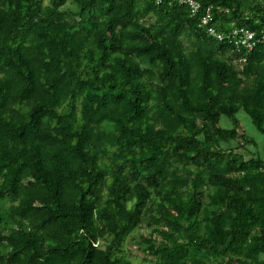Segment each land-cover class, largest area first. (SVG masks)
<instances>
[{"label": "trees", "instance_id": "trees-1", "mask_svg": "<svg viewBox=\"0 0 264 264\" xmlns=\"http://www.w3.org/2000/svg\"><path fill=\"white\" fill-rule=\"evenodd\" d=\"M239 112L264 0H0V264H264Z\"/></svg>", "mask_w": 264, "mask_h": 264}, {"label": "rangeland", "instance_id": "rangeland-1", "mask_svg": "<svg viewBox=\"0 0 264 264\" xmlns=\"http://www.w3.org/2000/svg\"><path fill=\"white\" fill-rule=\"evenodd\" d=\"M237 117L240 120L241 127L251 136L255 141V146L263 148L264 147V133L260 132L252 123L250 116L247 113L239 112ZM222 126H229L230 120L227 116H221L219 120ZM264 157V153H262Z\"/></svg>", "mask_w": 264, "mask_h": 264}, {"label": "built area", "instance_id": "built-area-1", "mask_svg": "<svg viewBox=\"0 0 264 264\" xmlns=\"http://www.w3.org/2000/svg\"><path fill=\"white\" fill-rule=\"evenodd\" d=\"M210 8H206L205 10V17H204V21H206V19L211 18V14H210ZM208 32L210 33V35L216 39H222L223 35H221L220 33L216 34V30L212 27H208ZM236 32V31H234ZM252 32L248 31V30H244V37L242 41H245V43L251 47V43L249 41V39L251 38ZM249 42V43H248Z\"/></svg>", "mask_w": 264, "mask_h": 264}]
</instances>
